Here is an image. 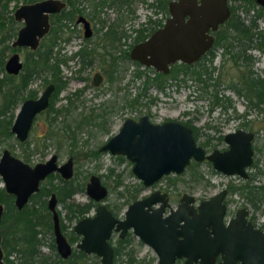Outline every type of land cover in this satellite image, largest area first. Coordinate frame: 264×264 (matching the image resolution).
<instances>
[{"label":"water","instance_id":"water-1","mask_svg":"<svg viewBox=\"0 0 264 264\" xmlns=\"http://www.w3.org/2000/svg\"><path fill=\"white\" fill-rule=\"evenodd\" d=\"M264 8V0H254ZM64 6L62 0H35L18 5L13 15L22 20L12 46H26L35 49L40 38L48 31L49 13H56ZM168 15L162 25L145 39L134 43L129 57L140 64L152 66L157 71H167L168 64L179 61L194 62L212 44L210 31L217 29L230 14L228 0H168ZM83 23V35L90 34L88 21L79 16ZM22 62L17 51L12 52L4 63L8 73H17ZM100 75L93 74V84ZM53 88L48 83L36 97L22 100L10 125V132L20 141L27 136L34 115L48 104ZM253 133L243 128L224 133L226 148H213L205 153L197 144L191 127L174 119L152 122L146 114L137 119L126 117L118 130L110 135L99 147L111 154L124 155L132 164L131 172L145 186H150L162 175L180 173L190 159H207L211 166L225 174L246 176L245 166L250 163ZM57 171L68 179L73 174V163L69 157L57 163L55 153L44 161L29 164L12 154L6 147L0 152V179L7 193L13 195V204L20 209L29 196L38 190L40 180L50 172ZM85 193L97 202L91 215L75 221L73 232L80 235L75 248L99 257L100 264H113V250L109 243L112 231L119 237L131 228L157 255V264H174L183 257L181 264H264V231L246 224L242 227L243 216L236 215L226 223L222 221L221 199L224 189L206 198L196 200L193 194L183 192L176 208L162 215L166 194L159 189L147 196L128 203L123 217H116L103 203L107 194L106 186L96 174H90L84 184ZM56 197L49 194L46 202L51 212V231L57 254L66 258L72 251L59 226ZM158 203L156 207L151 204ZM3 204L0 202V221ZM0 264H7L2 257Z\"/></svg>","mask_w":264,"mask_h":264},{"label":"rangeland","instance_id":"rangeland-1","mask_svg":"<svg viewBox=\"0 0 264 264\" xmlns=\"http://www.w3.org/2000/svg\"><path fill=\"white\" fill-rule=\"evenodd\" d=\"M25 1L26 0H10L7 4V9L4 11V18L6 19L12 13L13 7ZM149 2L151 5H148ZM146 3L149 7L145 6ZM253 3L254 5L245 11L244 8L246 4H244V2L240 0H228L229 7L233 6L245 22L258 13L259 15L255 17L257 28H264V8L255 1ZM162 4L163 2L160 3L157 2V0H131L130 7L133 10L131 13L126 12L125 9H117L114 6L101 8L98 12V18L103 20L104 25H108L119 17L122 19V22L118 28L130 32L127 36L122 34L124 36L121 37L120 41H123V43L114 50L116 55L126 48L129 50L131 45L129 47L128 45L132 43L134 35L132 28L139 26L143 18L149 17L151 20L156 19L160 20L161 23L163 22V19L168 13L166 8H163ZM75 17L72 20H66L67 26L70 24L74 25L72 28L74 29L73 33L68 30L66 26L62 27L61 36L65 37L69 35L67 40H63L62 38L58 40L57 47H61L59 53L62 55H68L69 50L72 49L73 46H76L77 43H82L84 38L82 37V28H79L77 24H75ZM91 21L93 25H100L97 18ZM151 24L153 23H147L145 25ZM128 29H130V31ZM98 35H100V31L97 33L95 32L94 36L92 35V37L89 38L93 40L96 39ZM11 39H13V37H11ZM254 41H256V38H254ZM25 49V47L16 49L21 59L23 58ZM232 51H234V49ZM10 52L11 50L5 52V58ZM212 52L213 58L211 62H207V59L204 60L205 66L208 69L214 66L209 76L207 73H203L199 80L191 76L192 74L179 72L175 78L167 77L163 81L162 89H158L156 85H154L153 79L150 80V78H148L149 82L146 83V87L143 86L145 79L154 75L153 70L150 68L144 70V66L134 62L130 58H126V56L123 57V55L121 58L119 57L117 62V65H119V72L114 73V76L117 77L112 81L105 79L106 75L102 69V67L107 69L108 66L101 67L97 60H93L91 64H87L81 70H78L79 62L75 59L68 60L66 64H60V71L66 77L67 81L65 86L59 91L54 105L66 104L67 94L70 95L80 88H82V91L76 97L71 95L74 103L73 109L64 116L58 115L56 117V126L54 128L57 131L59 130L60 139L56 141L53 137L51 140L44 142L45 145H40L42 144V142H40L37 149L33 147L35 142L38 141V136L42 134L43 128L45 127V115L42 113L36 116V123L28 134L29 143L26 151L30 153L26 159L27 162L33 164L38 161H43L53 153L57 154L58 162L71 156L73 163V175L71 179H73V183L79 184L83 182L85 184L90 174L99 175L102 182L112 187L104 199V203L113 208L118 217H121L125 205L121 204L116 210L122 198H116V193L120 186H117L116 189L114 188L115 178L116 173H119L121 184H137L138 180L130 172V161L123 156L120 159L118 154H110L107 151H100L97 157H91L87 152L98 147L106 138L115 133L124 118L132 117L134 114L140 115L148 112L153 121H162L165 119H185L190 121V123L197 128V143L202 145L205 139H210V145H202L206 150L222 146L223 143L218 142L219 140L216 139V136L234 129L237 123L241 121V118L237 117V114L243 112L241 108L243 100L236 95L229 85L235 84L238 80V76L244 74V71L248 69L256 71L258 76L264 81V48L261 50L256 48L246 49V53L250 54V60L241 62L238 59L235 63L232 62L229 53H221V48L219 46H214ZM197 68L198 64L189 66L190 70ZM137 69L142 70L139 76L135 75ZM2 71H4L3 65L0 66V76L2 75ZM94 71H101L104 77H102L99 83L100 85L97 86L91 83V77ZM29 86L35 88L36 95H38L44 85L42 84V79L36 77ZM142 90H144V93H141ZM214 92L222 98L227 97L230 106L226 108L218 104L211 106L214 103ZM133 98H135L134 102ZM150 98H153V100H150ZM20 101L21 100L13 107L14 113ZM89 113H93V116L97 113H101L103 114V118L95 117V119L93 118L95 123L91 121L89 122L90 124H82L79 128L75 127L73 129L75 144L73 146H68V140H64L63 133H60L63 132L61 126L68 123L72 128L79 117L88 115ZM247 113H249L248 117L250 122L245 127L255 133L254 142L258 146H260L261 143L263 145L264 111L257 112L255 109H251L247 111ZM6 115H8V111ZM3 147L8 148L12 154L25 160L21 155L23 146L16 142L13 135L0 142V151ZM261 147L263 148V146ZM257 155V159L260 158L259 160L261 164H263L264 156H261L262 154ZM107 166L114 168L113 176L106 175ZM197 173H199L198 177L195 175ZM166 175L168 176L163 175L164 177L162 176L156 184L150 187H144L141 193H146L156 186H168L173 194L186 191L193 194L196 200H199L213 194L227 182H233L231 177H226L211 170V166L207 165L206 162H201L194 168H187L180 174H176V176L172 173ZM169 180L175 181L171 183ZM255 180L263 182L264 176L260 175V177ZM55 182H57L56 179H54V183ZM1 185L2 181L0 179V186ZM230 196L233 197V194L231 193ZM46 197L47 196H45V198ZM88 199L89 197L83 188L73 193L71 197L66 198L64 201L57 202V209L60 211L61 219L66 226V231H68L76 221V217L71 219L65 217L66 206L64 203L69 201L85 202ZM47 220H50L51 223L50 215ZM11 225V222L7 221L6 225L1 227L2 231L11 230ZM42 229L43 233L40 234L42 242L39 246V250L47 257L48 264H59L56 258L58 254L55 246L51 247V238L53 239L51 228L49 229L50 231H46L44 228ZM112 235L113 238L116 237L115 233ZM74 243L75 242H72V246H74ZM131 247L135 250V254L138 257L154 255L151 248L143 242L139 243L135 236L131 238ZM88 255L90 264H100L98 256L93 253ZM9 258L16 261L14 254L9 255Z\"/></svg>","mask_w":264,"mask_h":264},{"label":"trees","instance_id":"trees-1","mask_svg":"<svg viewBox=\"0 0 264 264\" xmlns=\"http://www.w3.org/2000/svg\"><path fill=\"white\" fill-rule=\"evenodd\" d=\"M10 0H0V66H2L4 58L6 56L5 52L7 50H16V47H11V37H14L16 33V25L10 14L6 19L4 18V11L7 9V4ZM66 2V9H63L59 13H54L50 18L51 28L46 34H44L37 47L33 50H24L23 54V64L21 70L17 74H7L5 72L0 76V142L5 138L11 136L9 131L10 123L12 120V113L9 112L6 115L7 110L11 111V108L16 105L19 100H22L25 97H33L36 95V89L30 87V83L36 77L42 79V84L52 83L53 91L49 98V103L45 110L43 111L44 116V132L38 138L39 142H42L41 145H45L44 142L51 140L53 137L56 141L60 139L59 130L57 131L54 127L56 126L55 120L58 115H65L69 113L74 106L73 98L71 95H66L67 103L55 106V101L59 91L66 84V77L60 71V64L77 55V61L79 62L78 70H81L87 64H91L93 60H97L100 66H108L106 69L102 67L105 72L106 80L112 81L117 76H114L116 72H119L117 62L119 60L118 56L115 57L114 50L120 47L123 41H120L122 36L129 35L125 30L119 29L120 18L117 17L115 21L110 22L107 25V28L102 30L104 25L103 20L98 18V12L102 7H116L117 9L123 10L126 12H132L130 7L131 0H64ZM246 4L244 8L247 11L250 7L254 5V0H240ZM157 2H163V8H166L168 0H157ZM16 3V2H15ZM248 5V6H247ZM160 6V5H159ZM260 8V7H259ZM76 13H83L89 19L97 18L100 22L99 27H95L96 33L100 31V35L96 39L91 40L89 37L84 39L77 50L72 51L68 55H62L59 53L57 48L58 40L61 38H67V36L62 37L61 31L62 26L66 25V20H72ZM259 14L256 13L254 17L249 18L247 22L236 12L233 6L230 7V14L227 19L220 23L218 28L214 31V46H219L221 48V53H229L232 62H237L238 59L243 62L250 60V54L246 53V49L264 48V28H257V23L255 22V17ZM153 23L147 28L142 24ZM161 21L157 20L153 22L149 19L140 23L139 27L132 28L136 35L133 36V41H137L142 37H145L150 33L155 25H160ZM129 30V29H128ZM130 31V30H129ZM124 34V35H122ZM256 38V41H254ZM131 43L128 45V47ZM110 48V49H109ZM103 49V50H101ZM234 49V51H232ZM232 51V52H230ZM123 56L128 57V49L123 50ZM213 58L212 50L206 52L203 60L197 62V69H189V64H184L180 62H175L171 64V69L169 72V77L175 78L179 72L185 74H192L196 79H201V74L209 73L214 66H211L208 69L205 66L204 60L207 59V62H211ZM192 65V64H191ZM142 70H137L135 72L136 76H139ZM168 77V75H162L160 72L155 73L152 77H147L143 83V86L146 87V83L153 79L154 85L158 89H162L163 81ZM239 82H236L233 85H229L233 91L238 96H244L251 107L256 109H262L260 104L264 103V81L258 76L254 70H245L244 77L240 78ZM79 89L74 91V97L79 94ZM144 93V90L141 91ZM214 99L212 106L216 104H222L224 108L230 106V102L227 97H220L215 92L213 93ZM135 98H133L134 102ZM132 102V103H133ZM102 117L103 114L97 113L93 116V113L88 115H83L75 121V125L71 128L68 123H65L61 126L63 128L64 140H68V146H73L75 144L73 138V129L79 128L82 124H90L89 122H94V119ZM94 118V119H93ZM92 119V120H91ZM194 137L196 134L194 132ZM62 138V137H61ZM220 139V137H219ZM36 143L34 147L38 144ZM28 141L18 142L19 145L23 146L21 150V155L24 159L28 158L29 151H26L28 147ZM202 144L210 145V139H205ZM91 156H97L98 151L94 148L92 151L88 152ZM121 159L122 156L118 155ZM210 166L209 162H206ZM199 162L191 160L186 168H194L198 165ZM113 174V167H107V175ZM114 175V174H113ZM199 175V173L195 174ZM194 175V177H195ZM168 176V175H167ZM55 178L57 182L53 183L52 180ZM176 178V177H175ZM47 180L41 181L39 189L36 193L31 195L29 198V203L25 204L22 208L17 209L13 204V197L11 194L5 192L4 188L0 186V202L3 204V211L0 221V245L3 251V260L8 264H48L47 257L40 252L39 246L42 242L40 234L43 233L44 228L48 231L51 228L50 220L48 216L50 212L46 209L45 199L43 196L47 195L50 191L56 193L57 202L64 201L66 198H69L75 191L84 188V183L80 182L79 184L73 183V179H62L57 173L49 174L46 178ZM115 187L120 184L119 173H116L115 178ZM171 181V180H169ZM175 180H172L171 183H174ZM112 188V187H111ZM139 186L135 187H124L116 193V198L123 197L119 201V206L123 203L128 202L129 200L136 197ZM94 202L91 199H88L86 202H74L69 201L64 203L66 206V216L67 218L76 217L77 219L83 217L93 206ZM114 213H116L114 211ZM7 221L11 222V230L2 231L1 227L6 225ZM60 229L66 235L69 242H74L78 235L75 234L71 229L66 231V227L59 219ZM50 231V230H49ZM51 238V247H54V243ZM113 244V263L114 264H151L152 258L144 259L137 258L134 255L133 249L129 248L126 250V244L130 242V238H115L110 240ZM14 254L16 261L9 258V255ZM57 261L59 264H90L88 261L89 255H86L83 251L79 249L72 248L71 253L66 258L62 259L56 255Z\"/></svg>","mask_w":264,"mask_h":264},{"label":"flooded vegetation","instance_id":"flooded-vegetation-1","mask_svg":"<svg viewBox=\"0 0 264 264\" xmlns=\"http://www.w3.org/2000/svg\"><path fill=\"white\" fill-rule=\"evenodd\" d=\"M33 1H35V0H26L24 3H28V2H33ZM62 1H64V0H62ZM22 4V3H21ZM20 5V4H19ZM148 5H151V3L149 2L148 3ZM147 5V3L145 4V6L146 7H149ZM18 6V5H17ZM16 6V7H17ZM16 7H13L14 9L16 8ZM67 7H66V2L64 1V6L58 11V12H56V13H59L60 11H62L63 9H66ZM14 9H13V11H14ZM13 11H12V13H11V15H12V19H13V21H14V23H15V25H16V32H17V29L23 24V21L22 20H18V19H15V17H14V15H13ZM166 11H167V8H166ZM168 13V12H167ZM53 14L54 13H49V15H48V22H49V28H48V30L51 28V23H50V18L53 16ZM168 15V14H167ZM76 16V17H75ZM79 16H83L87 21H88V23H89V27H90V34L88 35V36H84L83 35V23H82V21L81 20H79V21H77V18L79 17ZM74 17H75V19H74V21H75V24H77V26L79 27V28H82V31H81V29H80V31L82 32V37H84L83 38V40H82V42H84V39L85 38H88V37H92V35L94 36V34H95V31H96V29H95V27H99V26H101V25H98V24H96V25H93L92 24V19H89L86 15H84L83 13H76L75 15H74ZM73 17V18H74ZM165 18H166V16H165ZM164 18V19H165ZM148 19V17L147 18H143V20L141 21V22H143V21H146ZM150 20H151V18H149ZM164 19H163V21H164ZM70 20V19H69ZM121 22H122V19L120 18L119 19ZM151 21H153V22H156L157 20L156 19H152ZM120 22V23H121ZM18 24V25H17ZM143 25V24H142ZM162 25V23L160 24V25H155L154 27H153V29L150 31V33L152 32V31H154L157 27H159V26H161ZM63 26H66V28L68 29V30H70V31H72V33H73V30L74 29H72L73 28V24H70L69 26H67V25H63ZM62 26V27H63ZM81 26V27H80ZM139 26H140V24H139ZM139 26H137V27H139ZM144 27H148V26H151V25H143ZM219 26V25H218ZM71 29H70V28ZM105 28H107V25H103L102 26V29H105ZM218 28V27H217ZM130 30V29H129ZM148 30V28L145 30V31H147ZM216 30V29H215ZM214 30V31H215ZM78 31V30H77ZM214 31H210L211 33H212V35H213V42H212V44H211V46L202 54V55H200L199 56V58L197 59V60H195L194 62H191V63H184V62H180V63H184V64H189L190 66H191V64L193 65V64H196L197 62H199V61H201V60H203V58H204V56H206V52L208 51V50H212L213 49V47H214ZM48 32V31H47ZM46 32V33H47ZM133 32H134V35H136V33H135V31L133 30ZM45 33V34H46ZM150 33H148V35L150 34ZM15 35H16V33H15ZM15 35H14V37H15ZM133 35V36H134ZM148 35H146L145 37H142L141 39H138L137 41H133L132 40V43H131V46L134 44V43H136V42H138V41H142L143 39H145ZM69 36V35H68ZM14 37H13V39H14ZM12 39V40H13ZM41 39V38H40ZM63 40H67L68 39V37L67 38H62ZM11 40V41H12ZM40 41V40H39ZM39 43V42H38ZM123 43V42H122ZM81 43H77V45L76 46H73L72 47V49H70L69 50V53L68 54H70L72 51H75V50H77V48H78V46L80 45ZM38 45V44H37ZM10 46L11 47H16V48H19V47H25L26 49H28V50H33V49H29L28 47H26V46H12L11 45V42H10ZM131 46H130V48H131ZM37 47V46H36ZM58 48V50H60L61 49V47H57ZM130 48H129V50H130ZM129 50H128V57H129ZM14 51H16V50H11V52L7 55V57L12 53V52H14ZM122 52H123V50H121V52L118 54V55H116L115 53V57H118V56H122L121 54H122ZM19 54V53H18ZM20 56V55H19ZM7 57L6 58H4V61H3V69H4V71H2V73L3 72H5V73H7V74H17L20 70H21V68H20V70L17 72V73H8V72H6V70H5V68H4V63H5V60L7 59ZM77 55H75L72 59H75V60H77ZM124 57V56H123ZM121 58V57H120ZM130 58V57H129ZM131 59V58H130ZM20 60H21V62H22V64H23V58L21 59V57H20ZM131 60H133L134 62H137V63H139L137 60H135V59H131ZM175 62H179V61H175ZM175 62H172V63H170V64H168V69H167V71H165V72H163V71H157V70H155L152 66H147V65H143V64H140L141 66H144V70L145 69H147V68H150V69H152L153 70V74H155V73H158V72H160L162 75H168V77H169V72H170V69H171V64H173V63H175ZM62 64V63H61ZM64 64V63H63ZM21 67H22V65H21ZM99 69V68H98ZM137 70H141V69H137ZM136 70V71H137ZM135 71V72H136ZM95 72H97L99 75H100V77H99V79H98V83L95 85V84H93V82H92V80H93V75H92V77H91V83H92V85H94V86H97V85H100L99 83H100V81H101V79H102V77H103V73L101 72V71H94V73ZM104 72V71H103ZM142 72V71H141ZM93 73V74H94ZM2 76V75H1ZM242 77H244V74H240L239 76H238V80H237V82H239L241 79L240 78H242ZM104 78V77H103ZM105 79H107V78H105ZM48 83H46V84H44V86L42 87V89L47 85ZM41 89V90H42ZM41 90H40V92H41ZM78 90V89H77ZM77 90H75V91H77ZM80 91H79V94H80V92L82 91V88H80L79 89ZM52 91H53V88H52V90H51V92H50V94H49V98H50V95H51V93H52ZM39 92V93H40ZM38 93V94H39ZM68 95V94H67ZM70 95H74L73 93H71ZM237 95V94H236ZM37 95H35V96H33V97H36ZM238 96V95H237ZM238 97H240L242 100H243V103L241 104L242 105V111L243 112H241V113H239V114H237L238 116L237 117H240L241 118V121L240 122H238L237 123V125H236V127L234 128V129H236V128H243V129H245V130H248V131H251L252 133H253V136H252V138H251V148H252V155H251V160H250V163L248 164V165H246L245 166V172H246V176L245 177H242V176H240V175H238V174H236V173H234V174H225V173H223V172H221V171H219V170H216V169H214L212 166H211V163H210V161L209 160H207V159H203V160H201V161H197V162H199V163H201V162H209L210 163V166H211V170H213L214 172H218V173H220V174H222V175H224V176H226V177H231L232 178V180H233V182H227L226 184H224L223 186H221L220 187V189H218L217 191H219V190H221V189H224V194H223V196H222V199H221V204L223 205V215H222V221H223V223H226L229 219H231V218H233V217H235L236 215H241V216H243V221H242V224H243V226L242 227H245L246 226V224H250V225H252V227H254V228H258L259 230H261V231H264V180H263V182H261V181H259V180H255V179H257V178H259L260 177V175H263L264 176V163L263 164H261V162H260V158H258L257 159V154H259V155H261V156H264V143H263V145H262V143H261V145L260 146H258L255 142H254V138H255V133L252 131V130H249L248 128H246L245 126L250 122V119H249V117H248V115H249V113H247V111H250L251 109H255V111H257V112H261L262 111V109H256V108H253V107H251L250 106V104H249V102H248V100L245 98V100H244V98L242 97V96H238ZM25 98H28V97H25ZM25 98H23V99H25ZM49 98H48V103H49ZM154 98V97H153ZM153 98H150V100H153ZM22 99V100H23ZM22 100L20 101V103L22 102ZM154 100H155V98H154ZM246 103V104H245ZM20 105V104H19ZM19 105H18V107H17V110H18V108H19ZM48 105V104H47ZM218 105H221L222 106V104H218ZM212 106V105H211ZM215 106V105H214ZM260 107H264V103L263 104H260L259 105ZM47 107V106H46ZM45 107V108H46ZM45 108L43 109V110H40L39 112H37L35 115H34V117H33V119H32V121H31V124H30V127H29V129H28V133H27V136L25 137V139L24 140H22V141H20V140H18L12 133H11V136L13 135L14 136V139L16 140V142L18 143V142H24V141H28V134H29V131L32 129V127L35 125V123H36V116L37 115H40V114H42L43 113V111L45 110ZM251 108V109H250ZM16 110V111H17ZM8 111V114H9V112H11L12 113V120H11V123H12V121H13V118H14V116H15V113L13 112V107L11 108V111L10 110H7ZM142 114H146L147 116H148V119L150 120V121H152V122H159V121H153L152 119H151V116H150V114H149V112L148 113H142ZM141 115V114H140ZM140 115H136V114H134V115H132V118H134V119H137ZM166 120V119H165ZM174 120H177V121H179V122H182V123H184V124H186V125H189L190 127H191V130H192V134H193V137H194V132H195V134H197V128L194 126V125H192L191 123H190V121H188V120H178V119H174ZM163 121V120H162ZM11 123H10V125H11ZM122 123V122H121ZM45 125V124H44ZM245 127V128H244ZM10 128V127H9ZM45 128V127H44ZM44 128H43V131H42V134H43V132H44ZM234 129H232V130H234ZM10 131V130H9ZM231 131V130H230ZM228 132V131H227ZM226 133V132H225ZM41 135V134H40ZM40 135L38 136V138L40 137ZM223 135H224V133L223 134H220V135H217L216 136V139H218L219 141L218 142H222L223 144H222V146H220V147H218V149L219 150H223V149H225L226 148V144H225V142H224V140H223ZM219 137H220V139H219ZM73 138H74V136H73ZM107 139V138H106ZM105 139V140H106ZM194 139H195V141H196V138L194 137ZM104 140V141H105ZM74 141H75V139H74ZM104 141L98 146V147H96V149H97V151H98V154H99V152L100 151H107V150H100L99 149V147L104 143ZM29 142V141H28ZM39 142V140L38 141H36L35 142V144L36 143H38ZM197 143V142H196ZM39 144H40V142H39ZM197 144H199V143H197ZM41 145V144H40ZM200 145V144H199ZM202 145H204V144H202ZM201 145V146H202ZM38 146V145H37ZM33 147V148H38V147ZM70 146V145H69ZM204 146H207V145H204ZM261 146H263V148L261 147ZM203 147V146H202ZM4 148V147H3ZM204 148V150H205V153H207V152H209L210 150H212V149H210V150H206V148L205 147H203ZM214 148H217V147H214ZM8 149V148H7ZM9 150V149H8ZM31 150V149H30ZM10 151V150H9ZM1 152V151H0ZM108 152V151H107ZM30 153V152H29ZM110 153V152H109ZM56 154V153H55ZM87 154L88 155H90L88 152H87ZM111 154V153H110ZM51 155V154H50ZM49 155V156H50ZM118 155H121V154H118ZM48 156V157H49ZM56 156H57V154H56ZM91 156V155H90ZM98 156V155H97ZM97 156H95V157H97ZM121 156H123V157H125L124 155H121ZM47 157V158H48ZM71 158L72 159V157L71 156H68L67 158ZM91 157H94V156H91ZM66 158V159H67ZM126 158V157H125ZM65 159V160H66ZM127 159V158H126ZM23 160V159H22ZM65 160H63V161H65ZM128 160V159H127ZM191 160H193V159H190V161ZM24 161H26L27 162V160L25 159ZM44 161V160H43ZM63 161H61V162H63ZM129 161V160H128ZM189 161V162H190ZM195 161V160H194ZM61 162H58V158H57V163L59 164V163H61ZM28 163V162H27ZM131 163V162H130ZM34 164V163H33ZM132 164V163H131ZM32 165V164H31ZM107 167H109V166H107ZM107 167H106V170H107ZM111 167V166H110ZM185 169H187L186 168V166H185V168L181 171V172H183ZM113 170H114V168H113ZM130 172H131V167H130ZM180 172V173H181ZM52 173H57L58 175H59V173L57 172V171H54V172H50L49 174H52ZM132 173V172H131ZM170 173H172V172H170ZM170 173H167V174H170ZM180 173H177V174H180ZM49 174H47L42 180H40V183H41V181H45V180H47L46 178L48 177V175ZM133 174V173H132ZM172 174H174V173H172ZM73 175V174H72ZM106 175H107V172H106ZM134 175V174H133ZM98 177H99V175H97ZM111 176H113V174L111 175ZM135 176V175H134ZM163 176V175H162ZM161 176V177H162ZM164 176H167L166 174H164ZM163 176V177H164ZM174 176H176V174L174 175ZM59 177L60 178H62L60 175H59ZM72 177V176H71ZM70 177V178H71ZM136 177V176H135ZM160 177V178H161ZM70 178H68V179H70ZM159 178V179H160ZM54 179L55 178H53V180H52V182L54 183ZM62 179H64V178H62ZM99 179H100V177H99ZM136 179L138 180V182H137V184H134V185H125V184H121V182H120V184L118 185V186H120V188H119V190L120 189H123L124 187H135V186H139V190H138V192H137V195H136V197L135 198H133V199H131V200H129L128 202H126V203H123L124 205H125V207H124V209H123V213H122V216L121 217H119V218H122L123 217V214H124V211H125V209H126V207H127V205H128V203H130V202H132L133 200H135V199H138V198H142V197H144V196H147L152 190H154V189H159L160 191H163V192H165V196H166V205L164 206V210H163V212H162V215L164 216V215H166L168 212H169V209L170 208H172V209H174V208H176V206H177V204H178V202H179V200H180V197H181V194L183 193V192H186V191H182V192H180L179 194H173L172 192H171V190H170V188L168 187V186H166V187H164V186H156L154 189H152V190H149L148 192H146V193H141L142 192V189L144 188V187H150L151 185H154V184H156V182L159 180H157V181H155L153 184H151L150 186H145V185H143L142 184V182H141V180L140 179H138L137 177H136ZM100 181H101V179H100ZM86 182V181H85ZM102 182V181H101ZM169 182H171V181H169ZM256 182H258V183H256ZM40 183H39V185H40ZM105 186H106V188H107V194H108V192L112 189L109 185H106L104 182H102ZM2 187H3V185H1ZM117 187V186H116ZM116 187H114L115 189H116ZM4 188V187H3ZM38 189H39V186H38ZM5 190V189H4ZM38 190H36L35 192H33L31 195H33L34 193H36ZM6 192V191H5ZM51 192H54V191H50L47 195H45V196H47L46 198H45V196H43L44 197V199H45V206H46V202H47V199H48V197H49V194L51 193ZM76 192V191H75ZM74 192V193H75ZM189 193V192H188ZM233 194V197H231L230 196V194ZM10 194V193H9ZM54 194H55V197H56V193L54 192ZM107 194L105 195V197L103 198V203H104V199L106 198V196H107ZM191 194V193H190ZM12 195V194H11ZM31 195L29 196V198L31 197ZM12 197H13V195H12ZM71 197V196H70ZM89 197V196H88ZM29 198H28V200L26 201V203H24V205L25 204H28L29 203ZM120 198H123V197H120ZM89 199H91L95 204H94V206L87 212V213H85V215L84 216H88V215H91L92 213H93V211H94V208H95V206H96V204H97V202H95L92 198H90L89 197ZM203 199V198H202ZM200 200V199H199ZM88 201V200H87ZM86 202V201H85ZM105 204V203H104ZM23 205V206H24ZM106 205V207L112 212V214H114L116 217H118L117 215H116V213H114V210H113V208H111V207H109V205H107V204H105ZM158 205V203H154V204H151L150 205V207H156ZM22 206V207H23ZM21 207V208H22ZM55 208H56V210H57V214H58V219H61V215H60V211H59V209H57V197H56V203H55ZM46 209H47V207H46ZM92 210V211H91ZM49 211V210H48ZM91 211V212H90ZM50 212V211H49ZM65 214H66V212H65ZM83 216V217H84ZM50 217H51V212H50ZM65 217H67L66 215H65ZM81 218V217H80ZM69 219V218H68ZM71 219V218H70ZM79 219V218H78ZM77 218H76V220H78ZM61 221H62V219H61ZM63 222V221H62ZM75 223V222H74ZM73 223V224H74ZM64 224V223H63ZM73 224H72V226H73ZM65 225V224H64ZM59 226H60V224H59ZM72 226L69 228V229H71L72 230ZM66 227V226H65ZM62 231V230H61ZM73 231V230H72ZM51 233H52V231H51ZM75 233V232H74ZM116 234V237L115 238H124V237H128V238H130V242L129 243H127L126 244V250H129V248H132L131 247V238L133 237V236H135L136 238H137V241L140 243V242H143L136 234H134L133 232H132V230H131V228H128L127 230H126V233L124 234V236H122V237H119L118 236V234H117V232L116 231H112V233H111V237L109 238V243H110V245L112 246L113 244L110 242V240H114L115 238H113V235L112 234ZM75 234H77V233H75ZM65 235V234H64ZM78 235V238L76 239L77 241L79 240V238H80V235L79 234H77ZM66 236V235H65ZM67 238V237H66ZM68 240V239H67ZM74 241L75 243L77 242V241ZM71 244H72V242H70ZM75 243H74V246H75ZM144 243V242H143ZM145 244V243H144ZM147 245V244H146ZM74 246H72V248H75ZM149 246V245H148ZM150 247V246H149ZM151 248V247H150ZM75 249H77V248H75ZM133 249V248H132ZM80 250V249H79ZM112 250H113V247H112ZM151 250L153 251V249L151 248ZM82 251V250H81ZM133 252H134V255L137 257V258H144V259H150V258H152V262H151V264H157V255L155 254V252L153 251V253H154V255H146V256H140V257H138L136 254H135V250L133 249ZM86 254V253H85ZM88 254H90V253H88ZM88 254H86V255H88ZM59 256V255H58ZM2 257H3V251H2ZM60 257V256H59ZM61 258V257H60ZM99 258V257H98ZM220 259V255L219 254H217V256L215 257V260H214V264H216V262L218 261ZM184 260V258L183 257H181V258H176L175 259V261H174V264H181L182 263V261ZM6 262V261H5ZM8 264V263H7ZM114 264V263H113ZM194 264V263H193Z\"/></svg>","mask_w":264,"mask_h":264}]
</instances>
